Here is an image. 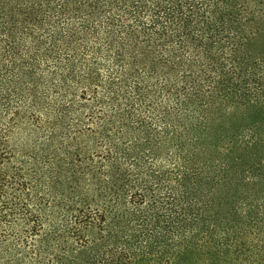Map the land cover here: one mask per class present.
<instances>
[{
	"label": "trees",
	"instance_id": "1",
	"mask_svg": "<svg viewBox=\"0 0 264 264\" xmlns=\"http://www.w3.org/2000/svg\"><path fill=\"white\" fill-rule=\"evenodd\" d=\"M0 264H264V0H0Z\"/></svg>",
	"mask_w": 264,
	"mask_h": 264
}]
</instances>
